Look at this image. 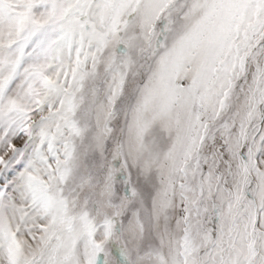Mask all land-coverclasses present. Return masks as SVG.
Returning <instances> with one entry per match:
<instances>
[{"label":"snow or ice","instance_id":"1","mask_svg":"<svg viewBox=\"0 0 264 264\" xmlns=\"http://www.w3.org/2000/svg\"><path fill=\"white\" fill-rule=\"evenodd\" d=\"M0 264H264V0H0Z\"/></svg>","mask_w":264,"mask_h":264}]
</instances>
